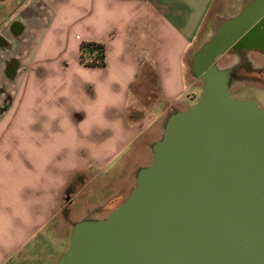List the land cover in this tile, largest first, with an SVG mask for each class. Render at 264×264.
<instances>
[{"label": "crops", "instance_id": "0c3cea01", "mask_svg": "<svg viewBox=\"0 0 264 264\" xmlns=\"http://www.w3.org/2000/svg\"><path fill=\"white\" fill-rule=\"evenodd\" d=\"M233 1H28L22 31L4 54L17 62L10 74L0 63V264H57L73 225L88 219L78 211L115 202L118 188L100 200L84 197L118 159L133 161L142 145L152 152L159 138H146L166 111L192 107L179 102L185 76L201 82L199 34L217 7L227 13ZM260 1L216 15L215 30ZM85 41L105 45V65L81 62ZM110 177L98 189H109Z\"/></svg>", "mask_w": 264, "mask_h": 264}, {"label": "water", "instance_id": "95a60500", "mask_svg": "<svg viewBox=\"0 0 264 264\" xmlns=\"http://www.w3.org/2000/svg\"><path fill=\"white\" fill-rule=\"evenodd\" d=\"M214 26L194 60L198 101L164 118L128 198L76 222L57 264H264V108L233 97L217 62L237 41L264 50V1Z\"/></svg>", "mask_w": 264, "mask_h": 264}, {"label": "rangeland", "instance_id": "374dc122", "mask_svg": "<svg viewBox=\"0 0 264 264\" xmlns=\"http://www.w3.org/2000/svg\"><path fill=\"white\" fill-rule=\"evenodd\" d=\"M242 0H236L231 2V5H234L233 8L230 7L229 11L227 13H235L237 12L238 8L241 6ZM13 7H7V10H10ZM217 10L214 11L212 16L209 17L208 21L205 23L204 27L201 30V33L199 34L197 45L201 43V41L205 40L208 36L212 34V30L214 29L213 26L216 25L217 18L216 15H224L225 13L223 6L217 7ZM0 10L2 8L0 7ZM2 12V11H0ZM4 12V11H3ZM3 14V13H0ZM0 16V21H1ZM230 49V48H229ZM229 49L224 51L222 54H220L218 58V65L221 68H228L231 70V85L232 90L230 91V94L238 99H247L252 98L258 102V104L264 108V52L260 51H249L246 56H243V59H240L237 55L230 53ZM225 53H227L225 56H223ZM241 62L240 64H238ZM238 64V65H237ZM144 89L148 91L150 90L151 85L148 83H145ZM182 89L184 92V96L180 100V104L184 106H194L196 102L198 101L200 94L202 92V82H199L198 84H191V79L189 77L186 78V76L182 80ZM144 92V96L142 98L143 102H149L150 99L153 97H150L149 92ZM134 103L136 104V100L134 99ZM152 105L149 106V110H151ZM153 109V108H152ZM146 113H148V107L144 108ZM174 108L166 111V113L163 115L166 117L168 114L175 112ZM171 111L170 113H168ZM163 116L159 118L154 126L153 129L149 131V135L146 138V142H151L152 140H156L157 138H160L162 131L161 126L163 124ZM149 145H142L140 147L139 151L142 152L143 156H137L133 161H127V156L124 159H118L115 164L110 166V168L106 169L97 179H95L91 184L88 186L87 193L85 194L84 198H91L94 201L102 199L105 195L110 194V192H114L116 188H118L119 192H122L118 194V196L115 199V202H111L109 204H106L102 207H100L97 210H88V211H78L77 215L79 217L85 216L87 218H103L106 215H108L114 208L119 206L123 201L128 198V189H133L135 186V175L138 174L141 168L148 165L152 160V152ZM146 153V154H145ZM147 155V156H146ZM122 161V163H121ZM116 167V168H115ZM133 172V174H132ZM124 174L129 176L132 175L131 178H128L127 180L131 179V182L129 185H127V181L125 180ZM111 176V177H110ZM110 177L112 180V186L108 189H98L101 183L105 182L107 178ZM133 178V179H132ZM126 181V182H125ZM92 190L93 194L92 197H88V193ZM133 191V190H132ZM78 205V204H77ZM64 239H66L67 235H63ZM54 240H57V238L54 236ZM65 244L61 248V253H63L67 247L65 248Z\"/></svg>", "mask_w": 264, "mask_h": 264}, {"label": "flooded vegetation", "instance_id": "af4514ba", "mask_svg": "<svg viewBox=\"0 0 264 264\" xmlns=\"http://www.w3.org/2000/svg\"><path fill=\"white\" fill-rule=\"evenodd\" d=\"M28 1L29 0H0V7L2 8V10H0L2 12L0 13H3L0 14L2 18L0 21V63H7L6 71L8 74L12 72L17 60L14 57H9L8 60H6L4 59V54L5 52H11L13 42L19 34L18 31L23 28L20 19L22 16L28 15L29 11L31 10V8L28 6ZM33 1L35 2L36 0ZM12 5L13 7L10 10L6 9V6L10 7ZM23 6H26V8L18 11L19 8ZM249 51L264 52L262 49L248 48L245 42L240 41L235 42L234 46L229 49L230 53L237 55L240 59H243V56H246ZM226 54L227 53H225L223 56ZM240 63L241 62L238 64ZM231 90L232 85L230 91Z\"/></svg>", "mask_w": 264, "mask_h": 264}, {"label": "trees", "instance_id": "16d2710c", "mask_svg": "<svg viewBox=\"0 0 264 264\" xmlns=\"http://www.w3.org/2000/svg\"><path fill=\"white\" fill-rule=\"evenodd\" d=\"M80 51L82 63L91 66L106 64V47L103 43L95 41L82 42Z\"/></svg>", "mask_w": 264, "mask_h": 264}]
</instances>
